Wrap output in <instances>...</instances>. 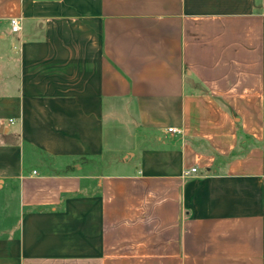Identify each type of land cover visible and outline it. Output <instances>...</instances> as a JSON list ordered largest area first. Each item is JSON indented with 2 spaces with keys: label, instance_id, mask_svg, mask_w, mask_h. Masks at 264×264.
I'll return each mask as SVG.
<instances>
[{
  "label": "crops",
  "instance_id": "0c3cea01",
  "mask_svg": "<svg viewBox=\"0 0 264 264\" xmlns=\"http://www.w3.org/2000/svg\"><path fill=\"white\" fill-rule=\"evenodd\" d=\"M0 196V264H264V0H0Z\"/></svg>",
  "mask_w": 264,
  "mask_h": 264
},
{
  "label": "rangeland",
  "instance_id": "374dc122",
  "mask_svg": "<svg viewBox=\"0 0 264 264\" xmlns=\"http://www.w3.org/2000/svg\"><path fill=\"white\" fill-rule=\"evenodd\" d=\"M43 164L47 166L49 172H69L75 168L77 161L71 159H56L50 157H43ZM110 157H101L95 160H90L87 165V172H94L97 174L105 173L112 165ZM3 205V198L0 196V207ZM14 220L5 218L4 214L0 212V229H8L13 227Z\"/></svg>",
  "mask_w": 264,
  "mask_h": 264
},
{
  "label": "built area",
  "instance_id": "2783aa9c",
  "mask_svg": "<svg viewBox=\"0 0 264 264\" xmlns=\"http://www.w3.org/2000/svg\"><path fill=\"white\" fill-rule=\"evenodd\" d=\"M9 22H10V27H11L12 32L16 33L20 30V23H19L20 21L18 18H11ZM167 130H168V132H175V130L172 128H168ZM191 172H195V169L194 168L191 169ZM186 174H187V172H186Z\"/></svg>",
  "mask_w": 264,
  "mask_h": 264
}]
</instances>
